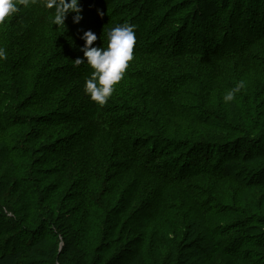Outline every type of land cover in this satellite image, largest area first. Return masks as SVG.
<instances>
[{
  "label": "rangeland",
  "instance_id": "rangeland-1",
  "mask_svg": "<svg viewBox=\"0 0 264 264\" xmlns=\"http://www.w3.org/2000/svg\"><path fill=\"white\" fill-rule=\"evenodd\" d=\"M161 1L156 22L173 6L184 3ZM191 1V6L170 19L174 28L192 19L194 7L209 2ZM213 1L220 7L222 0ZM225 1L227 11L219 10L223 13L218 24L220 34L224 32L227 38L231 37V26L237 16L245 18L241 29L248 33L252 22L247 16L250 0ZM128 2H109L106 8L98 10L97 20L105 19L110 9ZM216 14L212 12L211 17ZM259 41L253 42L256 43L252 47L256 55L251 58L253 71L248 72L243 60L240 65L235 64L239 71H233L234 63H227L231 69L224 77L221 71L225 64L218 65V76H214L215 70L213 74L199 70L202 69L199 66V71L189 72L188 85L178 95L179 105L173 104L180 115L162 112L157 106V117L161 118L166 134L172 137V141L168 136L167 140L163 138V144L159 145L164 156L162 163L155 165L157 173L146 172L150 169L145 164L142 169L131 166L114 198L97 202L92 208L86 204L88 210L82 202L73 200L71 178L64 171L46 174L45 170L55 165L43 163L44 154L29 150L26 129L2 119L1 239L11 236L2 221L7 220L14 227L21 222L29 228L33 249L31 254L22 252L7 264L18 263L23 254L32 257L30 264H264V41ZM231 42L227 47L232 48ZM241 81L244 87L234 100L226 102L224 96ZM14 96L12 91L6 93V106L12 110L3 109L5 118L15 111ZM185 139L204 144L202 152L197 153L202 159L205 155L213 157L209 160L210 167L201 175L191 172L165 188L159 174L172 169V176L179 179L180 166L193 156L181 144ZM237 150L241 156L226 163L216 162V167H212L217 157L227 159L228 153ZM220 176L223 177L218 179ZM105 187L98 184L88 195L91 199L99 196ZM5 243L12 245L8 239ZM216 244L225 246L223 254L213 253ZM1 253L0 264H5L8 253L4 256Z\"/></svg>",
  "mask_w": 264,
  "mask_h": 264
},
{
  "label": "trees",
  "instance_id": "trees-1",
  "mask_svg": "<svg viewBox=\"0 0 264 264\" xmlns=\"http://www.w3.org/2000/svg\"><path fill=\"white\" fill-rule=\"evenodd\" d=\"M111 1L116 4L127 2L82 1L83 18L80 22L75 23V13H69L62 26L50 23L55 9H46L37 3L30 8H22L0 25V47L7 52V58L0 60V123L3 119L4 122L13 121L15 126L24 127L29 150L44 154L43 163L55 165V168H47L46 174L64 171L67 178H71L73 200L91 208L97 202H108L114 198L119 183L131 166L142 169L145 164L150 169L144 168L146 172L157 173L155 165L161 164L164 156V149L159 145L167 136L172 141L157 112L162 110L175 117L180 115L174 105H179L178 95L188 85L189 72L197 70L199 66L201 71L213 73L215 70L213 74L218 76V65L225 64L228 68L227 63H234L231 64L233 71H239L240 67L235 64L243 60H246L248 72L253 71L255 68L251 58H256L252 51L256 43L253 42L255 39L264 41V0H250L247 16L252 18V22L248 33L241 29L245 18L237 16L229 38L224 32L220 34L218 27L223 15L219 10L227 11L225 0H222L220 7L213 0L197 5L192 19L176 28L170 19L191 6V0H183L184 3L179 6L172 5L171 11L160 15L158 22L155 18L161 0H129L116 9H110L112 11L108 17L98 21V10L106 8ZM176 1L169 0L171 4ZM212 12L217 13L215 17H211ZM125 22L135 26L133 59L122 80L115 85L113 95L106 104L99 105L84 91L85 81L93 70L86 62L78 66L75 64L76 59H84L81 49L85 41L82 37L84 32L91 30L97 36L92 46L106 48L108 31ZM166 28H169V32ZM230 42L232 48L227 47ZM245 56L250 58L243 59ZM226 68H222V77L231 69ZM30 82L33 84L30 85ZM9 91L15 93L12 102L16 105L11 116L5 118L3 109L12 110L5 103ZM191 142L185 139L181 143L193 156L180 166V178L172 176V169H166L162 173L164 175L159 174L163 187L176 184L191 172L201 175L210 167L209 160L213 157L209 159L205 155L202 159V155L197 153L202 152L204 144ZM241 155L237 150L228 153L227 159L219 156L212 167L216 162L226 163L230 158ZM98 184L106 187L99 196L91 199L88 194H92L95 191L93 187ZM26 193L28 195L30 190L27 189ZM136 194L135 190L133 195ZM2 223L11 233V236L3 239L0 233L1 256L8 253L5 264L22 252L31 254L29 228L23 227L21 222L16 223L15 227L7 220ZM5 239L12 244L10 247ZM212 250L213 253L223 254L225 246L216 244ZM31 261L30 255L23 254L16 264H30Z\"/></svg>",
  "mask_w": 264,
  "mask_h": 264
},
{
  "label": "clouds",
  "instance_id": "clouds-1",
  "mask_svg": "<svg viewBox=\"0 0 264 264\" xmlns=\"http://www.w3.org/2000/svg\"><path fill=\"white\" fill-rule=\"evenodd\" d=\"M37 3L46 9H55L50 23L56 26L65 25L69 13H75L73 17L75 23H79L83 18L80 0H0V25L5 24L6 19H11L22 8L27 9ZM107 38L106 48L93 47L97 40L96 34L91 30L84 32L82 39L85 45L81 49L84 59L75 60L77 66L86 62L93 70L90 78L85 81L84 91L99 105L106 104L113 95L115 85L122 80L129 62L133 59V48L136 43L135 26L127 22L117 25L108 31ZM6 58V50L0 47V60ZM243 87V82H239L224 96V100L226 102L234 100L235 94Z\"/></svg>",
  "mask_w": 264,
  "mask_h": 264
},
{
  "label": "bare ground",
  "instance_id": "bare-ground-1",
  "mask_svg": "<svg viewBox=\"0 0 264 264\" xmlns=\"http://www.w3.org/2000/svg\"><path fill=\"white\" fill-rule=\"evenodd\" d=\"M156 139V138H155ZM158 142V141H157ZM160 143V142H159ZM165 144V143H164ZM213 150V149H212Z\"/></svg>",
  "mask_w": 264,
  "mask_h": 264
}]
</instances>
